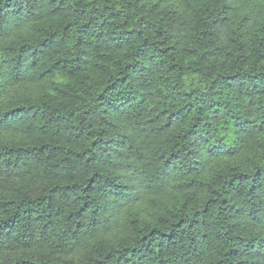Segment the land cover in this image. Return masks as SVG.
Listing matches in <instances>:
<instances>
[{
	"label": "trees",
	"instance_id": "1",
	"mask_svg": "<svg viewBox=\"0 0 264 264\" xmlns=\"http://www.w3.org/2000/svg\"><path fill=\"white\" fill-rule=\"evenodd\" d=\"M0 264H264V0H0Z\"/></svg>",
	"mask_w": 264,
	"mask_h": 264
}]
</instances>
